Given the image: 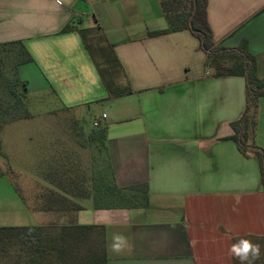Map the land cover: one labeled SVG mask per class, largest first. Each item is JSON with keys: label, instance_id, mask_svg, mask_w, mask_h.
Segmentation results:
<instances>
[{"label": "crops", "instance_id": "0c3cea01", "mask_svg": "<svg viewBox=\"0 0 264 264\" xmlns=\"http://www.w3.org/2000/svg\"><path fill=\"white\" fill-rule=\"evenodd\" d=\"M208 2L217 46L254 56L264 84V0ZM68 24L99 28L120 64L119 82L131 93L109 95L79 33L63 32ZM167 26L158 0H0V44L22 42L33 59L18 69L28 85V110L36 99L56 105L53 114L93 115L92 133H105L116 184L148 187L144 206L106 209L93 199H72L82 206L76 213L42 198L52 189V172L26 175L34 185L33 210L44 215L32 226L102 227L107 264H240L229 249L242 238L260 245L255 264H264L259 163L230 139L231 124L246 109V79L215 77L189 30L149 35ZM255 142L264 150V98ZM71 150L51 151L50 165L71 161ZM116 234L126 239L118 252Z\"/></svg>", "mask_w": 264, "mask_h": 264}, {"label": "trees", "instance_id": "16d2710c", "mask_svg": "<svg viewBox=\"0 0 264 264\" xmlns=\"http://www.w3.org/2000/svg\"><path fill=\"white\" fill-rule=\"evenodd\" d=\"M168 26L150 32V36L189 30L206 54V66L215 77L240 76L246 79V109L243 116L231 124L234 134L230 137L239 152L253 156L260 167V182L264 193V150L256 145L259 99L264 98V84L258 78L255 58L244 49L217 46L208 20V0H158ZM76 31L81 36L95 67L109 92L120 96L131 90L120 84V64L106 45L99 28L85 29L68 24L63 32ZM88 35L98 38L99 45L88 41ZM104 45H100V44ZM96 54L101 57L99 61ZM33 59L22 42L0 44V126L30 118L26 105L28 85L18 74L21 65ZM88 143L96 142L105 147L104 131L87 137ZM108 172L88 177L78 164L64 158L50 165L47 189L42 198L58 205L57 211H79L82 206L72 199H93L97 208L144 206L147 185L119 187L109 162ZM10 172H0V177ZM67 203V205H66ZM47 210L50 207L47 206ZM0 256L5 264H107L104 249V230L95 225L62 226H5L0 227Z\"/></svg>", "mask_w": 264, "mask_h": 264}, {"label": "rangeland", "instance_id": "374dc122", "mask_svg": "<svg viewBox=\"0 0 264 264\" xmlns=\"http://www.w3.org/2000/svg\"><path fill=\"white\" fill-rule=\"evenodd\" d=\"M88 41L94 46L99 45L98 38L93 35H88ZM96 56L100 61L101 57ZM49 102L32 99L29 104L32 116L27 121L0 128V172H13L11 176L0 178V227L37 225L43 218L44 215L41 217L33 210L36 203L34 185L27 176L50 166L51 151L71 150L70 146H73L70 159L88 177L108 172L109 161L103 148L96 142L86 141V134L93 131L94 116L78 117L60 111L53 114L50 111L58 110V107ZM39 127L41 131L37 130ZM5 262L0 256V264Z\"/></svg>", "mask_w": 264, "mask_h": 264}, {"label": "clouds", "instance_id": "9594fccd", "mask_svg": "<svg viewBox=\"0 0 264 264\" xmlns=\"http://www.w3.org/2000/svg\"><path fill=\"white\" fill-rule=\"evenodd\" d=\"M113 250L120 251L126 244V239L120 234L113 236ZM230 254L240 261V264H255L261 258L260 245L249 239H240L229 249Z\"/></svg>", "mask_w": 264, "mask_h": 264}, {"label": "built area", "instance_id": "2783aa9c", "mask_svg": "<svg viewBox=\"0 0 264 264\" xmlns=\"http://www.w3.org/2000/svg\"><path fill=\"white\" fill-rule=\"evenodd\" d=\"M93 126H94L95 128H97V129L100 128V125H99V122H98V121L94 122Z\"/></svg>", "mask_w": 264, "mask_h": 264}]
</instances>
